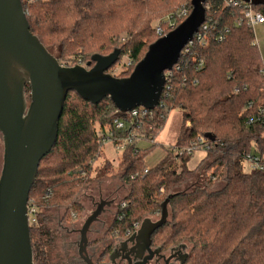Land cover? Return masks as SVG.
Masks as SVG:
<instances>
[{
  "label": "trees",
  "instance_id": "trees-1",
  "mask_svg": "<svg viewBox=\"0 0 264 264\" xmlns=\"http://www.w3.org/2000/svg\"><path fill=\"white\" fill-rule=\"evenodd\" d=\"M21 2L32 34L48 51L51 53L52 47L59 46L64 57L71 54L66 60L56 57L66 67L94 66V62L88 66L94 55L109 54L95 53L89 59L79 52L99 44V47L111 44L112 52L120 50L118 62L108 73L124 56L135 67L150 45L160 38L155 29L154 40L147 46L132 34L115 41L114 35H110L115 32L119 17H125L134 8L148 12L156 0ZM191 2L179 0L163 16L168 17L160 22L163 34L172 31L170 23L177 28L190 15ZM204 6H209L205 19L211 25L209 43L203 47L196 44L180 57V63H184L174 73L173 89L162 100L165 106L157 108L145 127L147 136L152 135L155 141L171 112L181 109L186 111L184 129L172 149L147 173L146 158L156 143L144 149L127 146L121 154L122 178L133 191L118 206L113 232L119 236L134 232L145 213L160 214L162 203L171 194L182 193L170 200L171 216L159 236L168 246L192 245L184 264H264V171L247 172L243 157L252 152L264 158V123L256 119L254 124H248L257 117V109L264 107V60L254 29L246 23L241 26L236 23L243 16L242 8H228L224 0H206ZM255 8L264 14V5ZM132 71L118 78L129 77ZM29 89L26 86L25 92ZM62 115L56 145L41 160L30 192V198L40 208L38 224L30 229L34 264H51L45 250L51 234L43 206L68 202L91 182L93 161L103 152L96 125L110 127L117 117L123 116L109 98L93 105L75 92L67 94ZM188 122L192 126L187 127ZM198 135L209 136L210 142L203 159V163L212 161L206 189L180 191L195 175V170L189 167L194 152L184 150L191 147ZM216 184L223 186L212 191ZM77 206L76 202L67 204V212Z\"/></svg>",
  "mask_w": 264,
  "mask_h": 264
},
{
  "label": "water",
  "instance_id": "water-1",
  "mask_svg": "<svg viewBox=\"0 0 264 264\" xmlns=\"http://www.w3.org/2000/svg\"><path fill=\"white\" fill-rule=\"evenodd\" d=\"M264 5V0H242ZM206 0H192L190 15L148 48L129 77L108 71L120 50L94 55L91 68L59 63L32 34L21 0H0V133L4 143L0 176V264H34L28 201L40 162L56 145L59 120L69 92L99 104L109 98L120 113L137 107L155 109L164 91L165 72L172 70L181 52L206 19ZM30 88V103L25 88ZM207 137V136H206ZM209 138V136L207 137ZM171 194L161 205L159 221L143 220L138 239L150 243L153 232L168 222ZM114 201L101 200L79 230V254L85 256L88 231Z\"/></svg>",
  "mask_w": 264,
  "mask_h": 264
},
{
  "label": "rangeland",
  "instance_id": "rangeland-1",
  "mask_svg": "<svg viewBox=\"0 0 264 264\" xmlns=\"http://www.w3.org/2000/svg\"><path fill=\"white\" fill-rule=\"evenodd\" d=\"M179 0H156L154 7L148 12L153 13L151 15L148 12L143 13L142 8H134L125 17H119L115 23V32L110 35H114V41L119 39H126L130 34L133 35L137 41L144 42L147 46L153 42L155 36V29L161 27V20L169 10H172L174 6L178 5ZM182 2V1H180ZM190 5V4H189ZM150 23V27H149ZM162 28V27H161ZM129 29H132L128 31ZM254 32L258 42V47L261 51L262 58L264 60V24L256 25ZM135 36V37H134ZM94 46L92 49H84L79 53H83L86 58L90 59V56L95 53L109 54L112 52L110 45L99 47ZM51 53L58 58L66 60L71 54H67L64 57L59 46L52 47ZM86 67L85 65H80ZM132 60L128 56H124L120 62L110 74L118 77V75H124L126 72L134 70ZM133 72V71H132ZM28 105L30 103V89L25 93ZM186 111L181 109L174 110L171 112L166 126L161 131L155 142L157 146L148 154L146 158L147 168L155 167L165 157L167 150L172 149L175 145L181 131L184 129L183 116ZM186 124L187 127L192 126L190 122ZM99 124L96 125L98 127ZM152 143L143 142L140 144L141 148H150ZM106 147L96 161H93V172L91 174V182L71 198L68 202H61L60 206L51 205L45 203L42 208L44 216L47 218L48 230L51 234L49 245L45 246V250L51 259V264H80L77 254L76 243L79 242V230L82 228L84 222L96 209V205L101 201H114V205L106 208V211L100 216L98 220L110 222L116 219L118 206L121 202H124L130 197L132 190L131 185L124 181L122 178V168L119 166L121 154L118 153L116 157L113 154L107 152ZM4 157V143L3 137L0 133V176L3 167ZM110 157V158H109ZM114 159H113V158ZM206 157V153L203 150H196L193 157L190 159L189 167L195 170V175L192 181L183 186L180 191L191 192L195 188H205L207 177L211 173L209 166L211 165V159L203 163V159ZM179 163V162H178ZM46 168V167H44ZM103 170L102 172H99ZM107 171V173H106ZM223 184H216L212 191L219 190ZM210 190V189H209ZM76 202L77 208L67 212L66 205ZM48 205V206H47ZM47 206V207H46ZM68 213V214H67ZM170 208H169V219H170ZM160 214L156 213H145L141 221L150 218L152 220L158 219ZM141 222V223H142ZM98 223V222H97ZM96 222L92 225V228L98 226ZM188 244V243H187ZM190 251L192 245L188 244Z\"/></svg>",
  "mask_w": 264,
  "mask_h": 264
},
{
  "label": "built area",
  "instance_id": "built-area-1",
  "mask_svg": "<svg viewBox=\"0 0 264 264\" xmlns=\"http://www.w3.org/2000/svg\"><path fill=\"white\" fill-rule=\"evenodd\" d=\"M224 4L228 8H242L243 16L237 20L238 22H236L238 26L246 23L249 27L254 29L256 25L264 24L263 12L256 10L255 5H253L251 2H244L242 0H224ZM207 8H209V6L206 7V9ZM185 14L186 13H183V16ZM169 28L171 30H174L175 23H170ZM210 28L211 25L209 23H206L205 20L198 33L194 35L192 41H190L186 45L185 49L182 50L180 57L182 55L188 54L190 52V49H192L191 47L196 44L202 47L206 46L209 43L208 33ZM226 32L228 33L229 31L226 30ZM156 34L160 38L167 35L163 34V30L161 27L156 28ZM221 40L222 39H220V41ZM178 62L179 63L173 66L172 70L165 72L166 83L164 85V91L162 92L159 103L157 104L155 109L149 110L145 107H137L127 113H121V115L123 116L117 117L114 120L113 125L110 127H102L100 125L96 127V135L98 141L103 144V149L107 146H113V150L117 154H122L127 146L135 145L136 147H140V144L143 142L154 144L155 141L152 135L147 136L148 133H146L145 127L149 118L151 119L157 108L165 106L162 100L167 98L169 92L173 89L172 81L174 73L175 71H179L184 63L183 61L182 63H180V58ZM262 73L264 74V69ZM249 108L251 109V106H249ZM161 118H163V116H161ZM256 119L257 121L264 123V107H259L257 109V117H253L252 119H250L248 124H254ZM187 124L189 125V123ZM209 145L210 142L208 138H206L204 135H198L197 139L191 143V147L186 148V150L184 151L191 153L195 152L198 149H201L206 153V151L210 148ZM135 151H137V149ZM178 154H181V152H178ZM243 157L247 172L256 170L264 171V158H262L260 155L251 152L249 154H244ZM148 171L149 168L145 169V173H147ZM38 213H40V208L37 205V201L29 197L28 218L30 228L31 226L38 224ZM135 227L137 228L138 224H136Z\"/></svg>",
  "mask_w": 264,
  "mask_h": 264
},
{
  "label": "flooded vegetation",
  "instance_id": "flooded-vegetation-1",
  "mask_svg": "<svg viewBox=\"0 0 264 264\" xmlns=\"http://www.w3.org/2000/svg\"><path fill=\"white\" fill-rule=\"evenodd\" d=\"M97 222L98 226H91L87 234L88 246L85 256L92 264H184L188 259L190 248L187 243L168 246L165 239H161L159 234L164 231L163 226L153 232L150 243L147 244L136 236L141 223L134 232L128 231L125 236H119L118 232H113V221ZM79 242L76 243L79 262L88 264L80 257Z\"/></svg>",
  "mask_w": 264,
  "mask_h": 264
},
{
  "label": "crops",
  "instance_id": "crops-1",
  "mask_svg": "<svg viewBox=\"0 0 264 264\" xmlns=\"http://www.w3.org/2000/svg\"><path fill=\"white\" fill-rule=\"evenodd\" d=\"M257 44H258V42H257ZM259 46V45H258ZM104 152H106V154H107V152L109 153V152H111V154H113V156L114 157H116V155H117V153L113 150V146H107L106 147V151H104ZM109 155H110V153H109ZM110 158V157H109ZM113 158V157H112ZM114 159V158H113Z\"/></svg>",
  "mask_w": 264,
  "mask_h": 264
}]
</instances>
